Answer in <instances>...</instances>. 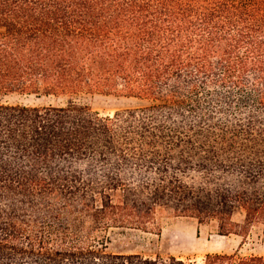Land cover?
I'll use <instances>...</instances> for the list:
<instances>
[{
	"label": "trees",
	"instance_id": "16d2710c",
	"mask_svg": "<svg viewBox=\"0 0 264 264\" xmlns=\"http://www.w3.org/2000/svg\"><path fill=\"white\" fill-rule=\"evenodd\" d=\"M162 213L242 238L202 264H264V0H0V264H191L106 252Z\"/></svg>",
	"mask_w": 264,
	"mask_h": 264
},
{
	"label": "rangeland",
	"instance_id": "374dc122",
	"mask_svg": "<svg viewBox=\"0 0 264 264\" xmlns=\"http://www.w3.org/2000/svg\"><path fill=\"white\" fill-rule=\"evenodd\" d=\"M5 100L10 104L56 105L53 99L37 100L34 97L12 96ZM76 101L88 105L101 116H111L117 111L141 105L140 101L132 98L105 95H82ZM233 221L243 223V211H237ZM109 237L106 245L108 253L140 254L149 258L174 256L191 264H202L207 254H233L239 250L242 241L241 237L234 235L223 237L215 234L211 225H199L195 219L174 218L168 213L160 214L154 230L115 229ZM244 241L240 250L242 255L264 256V222L249 228Z\"/></svg>",
	"mask_w": 264,
	"mask_h": 264
},
{
	"label": "crops",
	"instance_id": "0c3cea01",
	"mask_svg": "<svg viewBox=\"0 0 264 264\" xmlns=\"http://www.w3.org/2000/svg\"><path fill=\"white\" fill-rule=\"evenodd\" d=\"M223 237H225V236H223Z\"/></svg>",
	"mask_w": 264,
	"mask_h": 264
}]
</instances>
